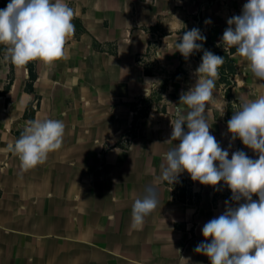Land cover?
<instances>
[{
    "label": "crops",
    "instance_id": "obj_1",
    "mask_svg": "<svg viewBox=\"0 0 264 264\" xmlns=\"http://www.w3.org/2000/svg\"><path fill=\"white\" fill-rule=\"evenodd\" d=\"M9 2L0 0V9ZM66 2L76 13L68 54L51 65L28 63L30 90L28 64L4 61L0 45V264H209L194 251L205 242L202 228L223 214L225 201L238 204L223 181L201 185L187 172L172 185L158 179L164 154L179 143L170 140L173 105L194 85L201 63L198 51L185 58L175 44L198 28L209 45L227 51V20L247 0ZM230 57V100L242 105L264 95V80L248 62L236 51ZM224 92L217 79L205 112L209 131L229 159L238 150L257 159L231 139ZM45 118L64 122L62 147L25 170L7 145L27 121ZM149 186L160 205L134 229L132 204Z\"/></svg>",
    "mask_w": 264,
    "mask_h": 264
},
{
    "label": "clouds",
    "instance_id": "obj_2",
    "mask_svg": "<svg viewBox=\"0 0 264 264\" xmlns=\"http://www.w3.org/2000/svg\"><path fill=\"white\" fill-rule=\"evenodd\" d=\"M75 15L66 0H10L0 9L4 61L25 67L33 61L51 65L66 58L67 42L75 34L72 23ZM209 23L210 20H205V24ZM227 24L222 41L234 46L237 54L248 62L252 74L264 80V0H247L241 14L229 18ZM205 40L200 29L192 28L179 37L175 49L187 58L202 50ZM223 63V56L204 50L196 69L198 79L181 93L178 104H172L175 119L171 122L170 140L179 143L164 154L166 166L158 179L172 185L180 173L187 172L201 185L216 186L223 181L232 192L230 199L244 202L230 207L225 201L223 214L204 224L205 242L194 251L206 256L209 264H264V95L243 103L227 122L231 139L239 138L258 158L252 159L238 150L229 159L228 150L210 133L211 125L205 115L207 105L215 100L214 89ZM221 111L223 115L225 110ZM64 134L62 120H29L7 150L18 156L22 168L27 170L43 164L49 153L59 150ZM253 194L258 200H253ZM159 205L157 189L147 187L145 194L132 204L131 227L142 228L145 218Z\"/></svg>",
    "mask_w": 264,
    "mask_h": 264
},
{
    "label": "trees",
    "instance_id": "obj_3",
    "mask_svg": "<svg viewBox=\"0 0 264 264\" xmlns=\"http://www.w3.org/2000/svg\"><path fill=\"white\" fill-rule=\"evenodd\" d=\"M202 43H203V48H202V50L198 51V57H200V59L203 55L204 50H209L216 55H220V56L224 57V63L219 68L218 80L220 83H223V85L225 86L224 96L228 100L227 101V108H226L227 109V115H228V117H232V115L235 111L232 109V107L230 105V99H231L230 86L232 85L231 77H232V75H234V73L236 71V67H235V64H234L232 58L230 57V55L236 51V48L233 46V47H229L227 51H221V50L213 47V45H211V44L209 45V43L207 41H203ZM27 67L29 70V79H30V82L27 85V89L30 90L31 83L34 80L35 75H34L32 65L28 64ZM31 112H33V109H31ZM243 202L244 201L241 200L240 202H237V204L243 203Z\"/></svg>",
    "mask_w": 264,
    "mask_h": 264
},
{
    "label": "built area",
    "instance_id": "obj_4",
    "mask_svg": "<svg viewBox=\"0 0 264 264\" xmlns=\"http://www.w3.org/2000/svg\"><path fill=\"white\" fill-rule=\"evenodd\" d=\"M199 43H201V41L199 42ZM139 58H140V62H141V64H143L142 63V58H143V56L142 55H139ZM148 95V94H147ZM142 104L139 102V104H138V106H141ZM230 105H231V107H232V109L234 110V111H237V110H239V108H240V106H241V104L240 103H238V102H236V101H234V100H230ZM143 108V107H142ZM141 108V109H142ZM138 110H140V107L139 108H137ZM136 109V110H137ZM145 109H147L148 110V107H145ZM135 110V113H138L137 111Z\"/></svg>",
    "mask_w": 264,
    "mask_h": 264
}]
</instances>
